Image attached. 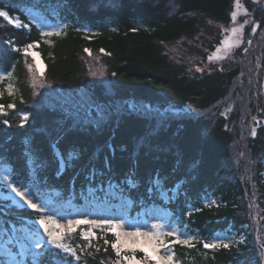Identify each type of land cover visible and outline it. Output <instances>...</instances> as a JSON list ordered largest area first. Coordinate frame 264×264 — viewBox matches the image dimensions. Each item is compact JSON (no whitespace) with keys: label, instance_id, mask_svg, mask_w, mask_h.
Segmentation results:
<instances>
[{"label":"trees","instance_id":"obj_1","mask_svg":"<svg viewBox=\"0 0 264 264\" xmlns=\"http://www.w3.org/2000/svg\"><path fill=\"white\" fill-rule=\"evenodd\" d=\"M234 1L0 0V10L28 25L0 17V168L26 184L37 203L79 201L89 185L114 181L131 200L130 221L142 207L162 204L170 221L195 237L193 247L171 245L177 264H264V33L246 53L264 29V0H242L250 21L228 62L193 68L219 42ZM61 25V35L41 36ZM9 41L21 50L12 51ZM29 43L36 46L25 53ZM69 111L100 126L65 135ZM72 152L78 158L69 160ZM61 154L66 166L59 165ZM165 189L167 200L160 196ZM209 196L214 203H205ZM38 216L0 196V243L11 225L24 224L32 236ZM227 227L243 232V240L228 249L203 247ZM72 228L63 229V242L76 249L80 264H113L111 232ZM89 228L95 236L85 240ZM32 252L41 253L39 264L76 259L46 243ZM4 253L0 248V260ZM25 264H32L31 254Z\"/></svg>","mask_w":264,"mask_h":264},{"label":"snow or ice","instance_id":"obj_2","mask_svg":"<svg viewBox=\"0 0 264 264\" xmlns=\"http://www.w3.org/2000/svg\"><path fill=\"white\" fill-rule=\"evenodd\" d=\"M236 6H240V0H235ZM0 17H3L9 23L14 24L18 27L27 28V24H22L19 18L13 19L9 16L8 12L4 10H0ZM233 19L236 17V13H232ZM39 27H43V25H38ZM63 25L59 27L52 28L48 31H42L41 36H59L61 35V28ZM257 25L252 26L253 32L256 31ZM239 29L233 28L232 33L238 32ZM11 45L12 51H20L21 49L17 48L12 42H6ZM236 44H239V40H235ZM225 51L231 46L228 40L224 41ZM35 43H29L25 46L24 51L27 53L28 49L35 47ZM88 52V49H85ZM103 51V50H101ZM91 53L89 52V55ZM211 59V57H209ZM29 69L32 70V66L28 65ZM93 77L103 76V72H91ZM10 75V73H9ZM39 76H43V72H39ZM4 78L3 74H0V80ZM37 83V76L34 74L33 76V85L35 86ZM43 86V85H41ZM9 94H12V86H8ZM9 109L14 108V105H7ZM4 111V106L0 105V112ZM28 119V114L23 113L20 117V125L22 126L25 120ZM4 124H8L7 120L3 121ZM85 124H95L96 127L100 126V120L92 121H80L78 119H74L72 117L71 111H69L67 121L65 125L61 128V133L65 135H73L80 131L81 128H84L85 131L87 128ZM256 135L255 129L252 130V136ZM67 157L69 160H74L77 157L75 152L68 153ZM58 162L60 166H66L65 164V154H61L58 158ZM59 170V169H58ZM5 182L4 187L10 188L11 193L15 194V197L19 198V201L13 200L14 204L22 203L28 209H32L33 212L39 213L38 218L35 223L43 229L44 234H46V241L43 236L39 234V232L34 233L29 237L30 243L27 245H21V252L16 256L12 255V253L5 251L4 255L7 259L0 260V264H25V256L31 254L32 256V264H39V260L41 258V253L32 252V248L42 249L43 245L46 243L47 245L53 246V248L61 250L63 253L68 254L70 257H76L77 261L79 257L77 256L76 249L71 246L65 244L63 242L64 239V231L63 229L67 228L68 232L73 230V225H81L87 224L95 228H101L103 230L109 231L115 237V240L111 242V248L114 250L116 259L113 264H177L175 260V253L170 250L172 244H180L188 247H193V240L195 237L193 236H185V233L173 227L165 222H155L150 225V230H142L144 227H149L147 225H139V224H129L127 219L122 216H113L110 218H101V219H88L85 217L84 219H68L66 224H61L54 215L46 214L47 209L33 202V194L30 188L27 187L26 184L18 183L13 175L6 174L0 177ZM132 181L129 180V183ZM157 185L159 184V179L156 180ZM60 219H64V217H60ZM126 228H130L131 230H125ZM59 229V231L57 230ZM170 229V230H169ZM95 233L89 230V232L84 234V239L88 240L91 237H94ZM171 238V239H168ZM105 243L108 244L109 241L105 240ZM232 245L231 243H225L223 240L219 238H214L211 243L204 242L203 247L205 249H216V248H224L228 249ZM164 251V255H161V251ZM140 251L143 253V256L140 260L136 259L135 253ZM126 253H131L128 255ZM71 264V261L68 262Z\"/></svg>","mask_w":264,"mask_h":264},{"label":"rangeland","instance_id":"obj_3","mask_svg":"<svg viewBox=\"0 0 264 264\" xmlns=\"http://www.w3.org/2000/svg\"><path fill=\"white\" fill-rule=\"evenodd\" d=\"M258 1H263V0H258ZM233 12L236 13L235 19H233L232 17ZM249 21H250V16L242 0H240L239 7L236 6V3L234 1L233 9L231 11V16H230V21L228 24L221 27V35L219 42L216 43L213 46V48L209 50L208 54L206 55V60L201 62L198 65V67L193 66V68H195L198 71L208 70L211 67V65L209 64L210 62L211 64L212 62L214 63L228 62L230 60L229 56L231 55L232 51L242 42L245 26L247 23H249ZM254 25L258 26V23L254 22ZM233 28L239 29V31L236 33H232ZM263 33H264V29H262L258 37L254 35V37H257V39L251 38L250 49L246 50V53L250 54L251 51L255 49L254 46L255 44L257 45L258 40L262 37ZM225 40H228L229 43L231 44V46L228 48L227 51H225V44H224ZM235 40H239L240 43L236 44ZM32 56L34 58L36 66L38 67L39 70H41L40 64L38 63L35 55L32 54ZM247 56H248L247 60L250 61L253 59V57L249 59V55ZM209 57H211V59H209ZM263 98H264V87H263ZM130 104L135 105L136 107L139 106L137 103H130ZM1 171H0V177L3 176V172ZM262 175L264 178V173ZM1 180L2 179H0V182ZM176 187L177 185H175L172 188V191H175ZM170 195L171 194L168 193L167 190L160 191V196L164 200H167ZM0 196L3 198L10 199L11 201L13 200L19 201V198L15 197V194L11 193L10 189H8L3 193L2 190H0ZM214 202L215 201L211 196L205 198L206 204H211ZM44 206L47 209L46 214L54 215L55 218H57L61 224H66V221L68 219H73V220L84 219L85 217H87L88 219H101V218H110L113 216H122L123 218L127 219L129 224H139V225L149 226L142 228V230L145 231L150 230V225L152 223L160 221V222H165L173 227H176L177 229L185 233V236L189 235L188 229L186 228L185 224L179 225V223L176 222L175 220L170 221V214H171L170 211L165 206L159 203H151L147 207H143L139 213V219L138 220L134 219L130 221L128 219V216H129V207L131 206V200L125 194L121 193V190L117 189L115 187V183L112 182L110 184H107L104 190L99 189V191H97L96 189L89 188V190L84 194L82 201L80 203H76L74 201L71 202L69 200L57 206L48 201H45ZM60 217H64V219H60ZM245 227L246 225H244V228ZM38 228L43 232V229H41L39 225ZM89 230L90 229L83 231L82 235L84 236V234L89 232ZM125 230H131V229L126 228ZM44 235L46 236V234ZM217 238L223 240L225 243L232 244L243 240L244 233H237L236 231L232 230V228L227 227L225 231L221 232L218 235ZM13 239L15 241L19 240L20 243L22 242L27 243L26 238L24 237V228L22 226L11 228V232L8 235L7 240L10 241ZM0 248L5 251L8 250L7 245H5L4 243H0ZM136 253H135L136 259L140 260V258L137 256ZM126 254L131 255V253H126ZM52 264H68V261L65 258H56L53 260ZM71 264H79V263L76 260H74L73 262H71Z\"/></svg>","mask_w":264,"mask_h":264}]
</instances>
